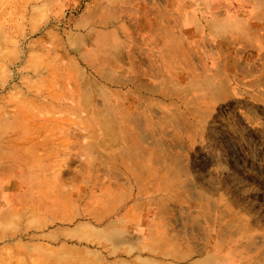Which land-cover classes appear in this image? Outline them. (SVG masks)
<instances>
[{
	"label": "rangeland",
	"instance_id": "rangeland-1",
	"mask_svg": "<svg viewBox=\"0 0 264 264\" xmlns=\"http://www.w3.org/2000/svg\"><path fill=\"white\" fill-rule=\"evenodd\" d=\"M0 264H264V0H0Z\"/></svg>",
	"mask_w": 264,
	"mask_h": 264
}]
</instances>
